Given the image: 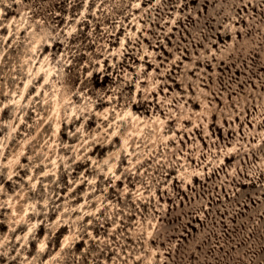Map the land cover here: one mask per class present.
I'll list each match as a JSON object with an SVG mask.
<instances>
[{"label":"rangeland","instance_id":"obj_1","mask_svg":"<svg viewBox=\"0 0 264 264\" xmlns=\"http://www.w3.org/2000/svg\"><path fill=\"white\" fill-rule=\"evenodd\" d=\"M0 264H264V0H0Z\"/></svg>","mask_w":264,"mask_h":264}]
</instances>
